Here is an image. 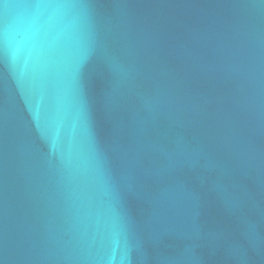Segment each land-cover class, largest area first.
I'll use <instances>...</instances> for the list:
<instances>
[{
  "label": "water",
  "instance_id": "water-1",
  "mask_svg": "<svg viewBox=\"0 0 264 264\" xmlns=\"http://www.w3.org/2000/svg\"><path fill=\"white\" fill-rule=\"evenodd\" d=\"M0 264H264V0H0Z\"/></svg>",
  "mask_w": 264,
  "mask_h": 264
}]
</instances>
